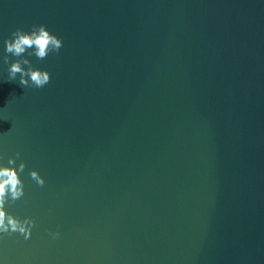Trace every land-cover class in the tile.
Wrapping results in <instances>:
<instances>
[{
	"label": "water",
	"instance_id": "95a60500",
	"mask_svg": "<svg viewBox=\"0 0 264 264\" xmlns=\"http://www.w3.org/2000/svg\"><path fill=\"white\" fill-rule=\"evenodd\" d=\"M34 24L63 40L28 57L43 88L3 62ZM17 152L5 207L36 223L0 264H264V0H0V165Z\"/></svg>",
	"mask_w": 264,
	"mask_h": 264
},
{
	"label": "clouds",
	"instance_id": "9594fccd",
	"mask_svg": "<svg viewBox=\"0 0 264 264\" xmlns=\"http://www.w3.org/2000/svg\"><path fill=\"white\" fill-rule=\"evenodd\" d=\"M62 46V38L52 33L43 24H34L31 31H25L23 28L15 29L6 41V54L3 57V62L9 65L8 80L15 81L19 75L18 83L21 86L43 88L50 82L51 73L34 67L28 57L34 55L38 60H44L49 53L59 54ZM26 52L27 56H25ZM10 57H16V59L10 62ZM19 156L20 153L17 152L15 156L8 159L6 165H0V234L19 232L27 238L31 235L35 220L31 217L20 219L9 213L5 207L6 203H14L24 195V181L20 173L24 171L26 163L21 161L17 168L15 165ZM30 177L41 187L46 183L37 169L31 170ZM53 235L58 237L59 232Z\"/></svg>",
	"mask_w": 264,
	"mask_h": 264
}]
</instances>
